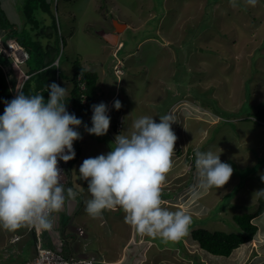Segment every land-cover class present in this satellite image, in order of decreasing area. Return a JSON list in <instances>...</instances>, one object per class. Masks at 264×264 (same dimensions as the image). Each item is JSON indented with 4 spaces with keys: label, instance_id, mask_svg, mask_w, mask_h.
<instances>
[{
    "label": "rangeland",
    "instance_id": "1",
    "mask_svg": "<svg viewBox=\"0 0 264 264\" xmlns=\"http://www.w3.org/2000/svg\"><path fill=\"white\" fill-rule=\"evenodd\" d=\"M206 1L209 2L43 0L35 13L40 20L39 26L27 22L23 9L17 6L21 22L14 26L19 29L18 32L23 29L22 35L28 40H41L45 47L48 43L56 44L55 48L58 47L59 51L53 62L59 57L64 40V52L60 55L62 87L73 78V62L81 59L85 66L99 73V103L112 107L115 99L122 103L119 110L114 107L109 109L111 121L107 134H89L83 125L78 129L83 138L74 141L73 146L75 149L79 145L82 154L72 166V180L68 188L80 191L77 196L80 203L87 202L83 199L87 200L89 192L87 183L79 179V166L84 159L111 150L110 145L119 134L114 130L118 119L123 126L120 133L127 135L132 130L133 121L141 116H153L159 122V116L172 114L176 118L172 128L178 138L173 159L176 156L184 164L186 177L191 174L185 163L186 150L192 146L200 147L201 151L220 153L221 161L232 166L233 174L223 187H213L193 196L190 190L197 182V175L194 174L179 199L176 195L180 193L175 190V183L171 182L176 180L168 174L166 183L170 191L162 194L164 206L172 211L183 210L191 214L194 223L192 227L190 225L191 229L205 227L227 232L240 231L233 219L235 213L256 210L258 194L264 189V122L254 117L253 112L264 106V32L257 33L260 19L255 20L253 16H262L264 21V4L257 0L255 7L258 9L253 12L238 6L243 10L240 15L245 14L239 19L248 33L241 34L234 29L237 38L230 40L231 44L221 35L214 36L220 45L219 50H224L226 60H221V56L217 55L219 50L215 48H195L197 54L192 55L188 62L183 43L180 48L178 46L182 42L181 30L188 28L190 32L196 28L199 32L202 29L196 16L201 13L199 3L203 7ZM0 3L1 10L7 15L6 9L12 1L0 0ZM229 8L234 9L232 6ZM183 16L187 17L182 20ZM117 24L123 27L119 28ZM210 28L216 31L215 27ZM108 35H115L117 42ZM120 39L124 43L122 46ZM203 40L206 38L203 37ZM227 44L232 49L238 48L226 51ZM204 51L210 52L211 57L204 54L200 57L198 53ZM201 58L213 66H204ZM6 61V56L0 53V63ZM117 63L123 65L124 74H116ZM212 67L216 74L210 72ZM206 70L208 74H204ZM204 79L209 81L204 82ZM182 173L181 176H184ZM124 216L122 209L110 215L112 220L109 221L116 226V230L105 232L108 240L121 236L129 225L120 219ZM63 218L68 221V217ZM101 218H96L95 222H100ZM116 220H120L117 225ZM258 223L264 224V214L258 218ZM191 229L179 241L164 242L159 237L147 236L141 242L126 246L127 259L122 264H264L262 230L251 242L242 244L225 257L202 249L193 239ZM142 236L145 235L140 234ZM45 238L50 243L47 232ZM63 252L69 255L68 249ZM186 253L191 256H185Z\"/></svg>",
    "mask_w": 264,
    "mask_h": 264
},
{
    "label": "clouds",
    "instance_id": "2",
    "mask_svg": "<svg viewBox=\"0 0 264 264\" xmlns=\"http://www.w3.org/2000/svg\"><path fill=\"white\" fill-rule=\"evenodd\" d=\"M230 3L233 8L239 6L238 0H230ZM245 3L255 7L257 0H245ZM6 32L0 28V37L6 46L11 39L19 42L16 36L5 40ZM119 41L120 46L124 45L123 40ZM20 44L28 54L22 64L26 70L30 53ZM64 47L62 40L59 57L52 63L58 72ZM3 53L10 59V62L1 63L4 72L7 69L17 77L14 57ZM115 71L118 75L125 73L119 63L115 65ZM57 74V80L61 82ZM68 86L61 87L55 82L48 84L47 99L42 93L25 94L17 89L15 97L4 102V111L0 109V228L9 232L25 228L26 233L35 238L34 247L37 242L35 228L44 230L45 246L64 247L61 244L50 246L45 235L47 232L51 238L54 230L60 228L56 227L59 222L56 214L78 195L68 188L72 169L67 167L66 180L63 181L64 172L59 161L68 162L75 158L74 141L83 138L79 127L83 125L85 131L96 136H103L110 130L111 117L104 102L91 106L92 124L89 121L83 123L77 114L68 111ZM87 101L86 96L85 104ZM112 105L116 110L122 107L119 99H115ZM118 121L114 129L117 133L122 130V123ZM174 123L176 118L172 114L159 116V122L153 116H141L133 121L129 134L115 136L110 151L83 160L79 166V179L87 183L91 196L85 207L90 217L99 218L105 210L120 208L125 213V223L141 235L175 242L189 234L191 214L169 210L162 199L167 175L174 167L178 139L172 128ZM195 169L197 182L190 190L193 196L213 187H223L233 174L232 166L221 161L220 153L211 150L196 151ZM17 239L18 235L14 237Z\"/></svg>",
    "mask_w": 264,
    "mask_h": 264
},
{
    "label": "trees",
    "instance_id": "3",
    "mask_svg": "<svg viewBox=\"0 0 264 264\" xmlns=\"http://www.w3.org/2000/svg\"><path fill=\"white\" fill-rule=\"evenodd\" d=\"M43 0H24L22 3H19L20 8L23 9L24 15H26L27 22L35 23L36 26L40 25V20H38L35 16V13L38 11V7L42 6V4H39ZM202 1V0H201ZM260 4H264V0H258ZM1 4V3H0ZM201 6V13L196 18L199 20L198 22L201 23L202 29L199 30V32H196V28L193 31H183V36H181V44H178L179 48L182 45V48H186L187 52V61L189 62L190 59H192V55L197 54L195 51V48L199 50H205L206 48H215L216 50L220 49V45L217 43L216 40H214L215 35H221L222 38L227 39L230 44L232 41L236 40L237 34L234 32V29H236L241 34L248 33L247 29L243 26V23L239 18H241L240 13L243 10H240V7L237 9L230 10V0H209L203 4L199 3ZM238 5L241 6L244 10H246V7L250 9L252 12L257 11L258 8L249 6L245 3V0H238ZM1 6V5H0ZM48 8V7H46ZM194 13V11H193ZM195 16V15H193ZM222 16V17H221ZM187 16H183L182 20L186 18ZM253 19H260V25H257V33L262 34L264 32V21H262V16L259 18L254 17ZM55 24V22H54ZM14 23H11L8 15L5 14L3 10L0 8V26L2 28H7V32L5 33L4 39L7 40L8 37L16 36L18 37V40L20 43H22L30 53V58L27 61V65H25L26 70L28 73H30V77L26 80L23 91L25 94H36V93H42L44 94L45 98L48 97L47 92V85L51 84L52 82L57 83L62 87V82H59L57 80V73H61V70L58 72L55 65H52L53 60L56 58L57 51H59L58 47L55 48L56 44L48 43V45L45 47L42 45L41 40L37 39H27L22 35V30L19 31L17 29ZM215 27V30H212L211 26ZM34 26V25H31ZM186 31V32H185ZM186 34V35H185ZM203 37L206 38V40H203ZM232 40V41H230ZM230 44H227L226 51H233V49H237L238 47H235L232 49ZM264 46V43H263ZM195 51V52H194ZM0 53L4 54L2 51ZM224 50H219L217 52V55L219 54L221 56V60H226L227 56L223 54ZM203 57L202 54L210 56V52L204 51L203 53H198ZM5 55V54H4ZM6 56V55H5ZM211 57V56H210ZM236 58V57H235ZM6 62H10V59L8 56H6ZM202 63L204 66L205 64L213 66L211 62L203 60L201 58ZM5 62V63H6ZM73 68H74V75L71 81H67L68 84V103L71 102L73 104V109L77 114L78 118H81L83 123H89V119L87 117L92 113L91 106L93 104H97L98 101V94H99V73L96 70H93L91 68H88L85 66L81 59H78L73 62ZM211 73H215L213 67L210 70ZM220 72V71H219ZM204 74H208V71H204ZM209 79H204V82H208ZM17 77L15 75H12L11 82L9 83L6 74L4 72V69L0 63V109L4 111L5 107V101H10L12 98V91H11V85H16ZM81 82H86V89H82ZM65 86V87H66ZM81 93H85V95L88 98L87 103L85 104L84 99L81 97ZM253 116L256 117L258 120L264 122V106L258 108L253 112ZM3 114V113H2ZM1 114V115H2ZM116 122V121H115ZM197 150L201 151V148H195L192 146V148H188L186 150V157H185V163L189 165V172L191 174H188L189 176L186 177V175L181 176L180 180L186 179L185 182L181 183V186L188 185L189 180H191L192 175H194L196 169H195V153ZM194 151L195 153H192ZM75 158L70 160L68 162L69 169H72V166L79 160L81 156V148L80 146H76L75 148ZM264 192V190L262 191ZM259 193L258 195V205L255 211L253 212H238L233 215V219L238 224L240 231H232L227 232L220 229H209L205 227H191L194 223L191 224V234L194 240H196L200 247L206 251H208L211 254L214 255H220V256H230L234 249L239 247L243 243H247L253 239L256 238L259 231H264V224L260 225L258 223V218L261 217L264 214V194ZM232 192V196H233ZM231 196V197H232ZM230 200V198H229ZM229 202V201H228ZM205 204V203H204ZM221 208H219L220 212ZM223 210V209H222ZM221 214V213H220ZM220 216V215H219ZM25 230V229H24ZM23 230V231H24ZM9 232V231H7ZM21 231L17 230L16 232H9L10 239L8 242L4 243L3 246L0 248V252L3 255H7L11 261L7 262L6 264H26L28 260L32 259L35 256V247H34V253L33 256L24 261L23 263L16 262L15 255L18 253V249L15 247L16 241H20L25 234ZM136 233H138L136 231ZM139 234V233H138ZM18 235L19 239L14 240V237ZM138 240V239H137ZM63 238L59 239V242L62 243ZM1 242V241H0ZM33 242H35V238H33ZM136 241H131L129 245H132ZM34 245V244H33ZM62 245V244H61ZM65 251V246H64ZM67 255V254H66ZM6 256V258H8ZM185 256H191L190 253H186ZM8 258V259H9ZM7 259V260H8Z\"/></svg>",
    "mask_w": 264,
    "mask_h": 264
},
{
    "label": "crops",
    "instance_id": "4",
    "mask_svg": "<svg viewBox=\"0 0 264 264\" xmlns=\"http://www.w3.org/2000/svg\"><path fill=\"white\" fill-rule=\"evenodd\" d=\"M12 4L8 7L7 15L8 18L11 21H14V24L17 22H21V19L19 17V8L17 10V6H19V3H22L24 0H11ZM16 14V15H15ZM12 23V22H11ZM1 28V27H0ZM7 31V28H4ZM2 30V29H1ZM128 53L125 55L127 56ZM103 83H101L102 85ZM100 85V83H99ZM99 103V100L97 104ZM110 109V105L108 106ZM110 111V110H109ZM110 112H108L109 114ZM92 116V113L90 114L89 118ZM123 128V126H122ZM110 131V130H108ZM120 133V132H119ZM184 164L178 158L175 156L174 160V167L173 169L168 173V177H172L176 182L173 180L171 181L175 186V190L179 191L180 195L177 194V198L181 196V194L185 191L184 188H187V186L192 182L189 180L188 185L186 184L185 187L181 186V183L185 182L186 179H181V173L186 175V168L183 167ZM189 166V165H187ZM183 167L184 171L181 169ZM180 174V175H178ZM196 174V171L194 173ZM194 176V175H192ZM72 177V170L70 174V178ZM72 180V179H71ZM164 187L163 194L165 195L166 192H169L170 189ZM77 193H79V190L73 189ZM78 196V195H77ZM76 196L75 200L71 201L70 208L73 211V215H68V213L65 211H61L58 215L56 214V219L59 220L57 222L56 228L54 232L52 233L53 236L50 238V243H48L50 246H56L58 244H62L65 246L66 249L69 251V256H75L78 258H87L92 259L95 261V264H122L127 259L125 254V247L130 246L129 243L131 241L141 242V239L146 238L147 235L140 237V233H136V229L130 225H126L125 230L121 233V236L112 237L111 240H108L106 236L104 235L106 231H115L116 226L114 227V224L111 225L109 220H112L110 215L113 212L121 211L120 208H116L114 210H105L103 212L101 221L96 223L95 219L90 217L87 212L85 211L86 203H80V200ZM175 196V197H176ZM91 198L90 193L87 198V200L84 198L83 200L86 202ZM180 198V197H179ZM178 198V199H179ZM85 204V205H84ZM82 205V209L77 210L78 207ZM82 211V212H81ZM75 213V214H74ZM63 217H68V221H65ZM121 220H124L123 218H120ZM82 221V227L75 225L77 222ZM120 222V220H116V225ZM75 223V224H74ZM66 227V231L63 229ZM21 228L19 231H21L25 236L19 241H16L15 247L18 249V253L15 255L16 262L23 263L24 261L30 259L33 256L34 253V242L33 237L26 233V229ZM24 230V231H23ZM19 232V233H21ZM0 248L3 246L4 243L8 242L10 237L9 232H7L4 229H0ZM62 239V243L59 242V239ZM109 241L107 242L106 239ZM120 238V239H119ZM135 239V240H133ZM138 239V240H137ZM62 249L64 247H61ZM66 253V252H65ZM67 254V253H66ZM7 255H3L0 252V264H6L7 262L11 261V259L6 258ZM8 259V260H7Z\"/></svg>",
    "mask_w": 264,
    "mask_h": 264
},
{
    "label": "built area",
    "instance_id": "5",
    "mask_svg": "<svg viewBox=\"0 0 264 264\" xmlns=\"http://www.w3.org/2000/svg\"><path fill=\"white\" fill-rule=\"evenodd\" d=\"M0 51H3L7 53L8 55H11L14 57V68H17V82L16 85H11V91H12V98L15 97L17 94V89H23L24 84L26 80L30 77V74L27 70H25L22 67V64L25 63L26 58L28 57V54L25 52L24 47L15 39H11L8 42V45L6 46L1 37H0ZM56 64H58V61H56ZM6 77L11 82L12 75L9 72V70L5 69ZM119 71V70H117ZM82 89H86V83L81 82ZM81 97L86 102V95L85 93H81ZM10 99V100H11ZM67 109L70 113H74L76 115V112L73 109V104L71 102H67ZM77 116V115H76ZM69 162V161H68ZM68 162L59 161V167L63 170V177L62 180H66L67 175V167ZM37 234V242L35 245V256L28 260L26 264H95L92 259L87 258H76L72 255L67 256L61 247L58 248H50L44 245V230L36 229Z\"/></svg>",
    "mask_w": 264,
    "mask_h": 264
},
{
    "label": "water",
    "instance_id": "6",
    "mask_svg": "<svg viewBox=\"0 0 264 264\" xmlns=\"http://www.w3.org/2000/svg\"><path fill=\"white\" fill-rule=\"evenodd\" d=\"M71 201H73V200H69L66 203L65 207L61 210V211H64V212L66 211L68 213V215H73V211L70 208ZM80 209H82V205H80L77 210H80ZM75 225H78V226L82 227V221L77 222ZM63 230L66 231V227Z\"/></svg>",
    "mask_w": 264,
    "mask_h": 264
},
{
    "label": "bare ground",
    "instance_id": "7",
    "mask_svg": "<svg viewBox=\"0 0 264 264\" xmlns=\"http://www.w3.org/2000/svg\"><path fill=\"white\" fill-rule=\"evenodd\" d=\"M117 26L119 27V28H122L123 26H121V25H118L117 24ZM108 37L112 40V41H116L118 38L115 36V35H108ZM111 42V41H110ZM117 42V41H116ZM184 166V165H183ZM95 263V262H94Z\"/></svg>",
    "mask_w": 264,
    "mask_h": 264
}]
</instances>
